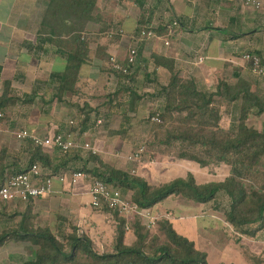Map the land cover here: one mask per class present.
Returning <instances> with one entry per match:
<instances>
[{
    "label": "crops",
    "instance_id": "0c3cea01",
    "mask_svg": "<svg viewBox=\"0 0 264 264\" xmlns=\"http://www.w3.org/2000/svg\"><path fill=\"white\" fill-rule=\"evenodd\" d=\"M51 1L0 0V97L6 87L16 97L31 96L33 101L43 103L46 95L58 89L67 57L73 51L74 45L73 35L70 33L64 32L63 37L57 40L42 32V22ZM174 21L178 25L171 32L169 27ZM150 28L154 30L155 36L140 38V31ZM81 35L90 39L89 59L80 69V85L94 81L95 84L92 85L99 87L104 78L103 73L110 65L109 58L115 56L125 61L129 50L137 47L139 62L136 70L149 64L145 71L146 78H153L156 74L166 77L169 70L164 63L168 61L180 72V76L195 78L200 88L209 90L219 80L232 75L248 77L251 68L249 62L243 58L244 53H256L264 62V0L259 8L249 4L247 0H98L94 20L87 22ZM255 85L253 81H249V91L254 94L258 89ZM84 91L90 94L88 89ZM147 91L154 94L151 95V101L157 99L159 91L154 86ZM162 95L165 99V95ZM63 99L70 100L71 97L65 96ZM237 103L239 108V102ZM51 104L49 114L39 111L35 116L33 112L28 125L23 129L39 136H53L67 131L69 120L75 118L78 121V127L75 128L78 130L77 140L81 147L68 154L55 148L41 147L42 153L50 160L46 167L56 172L75 168L98 172L101 167L94 164L90 155L86 154L88 152L82 148L84 142H89L90 136L88 132L82 133L79 128V120L84 119V115L80 113L74 117L68 110L57 114V100L54 99ZM129 115L135 116L130 112ZM3 132L0 133V149L8 157L1 162V166L11 165L16 170L14 173L25 171L30 166L33 155H29L30 161L26 163H14L11 155L17 153V158L23 159L26 152H29L26 141L19 140L21 143H15L11 132ZM91 140L97 149L98 141L96 138ZM98 151L101 152L100 149H97V153ZM104 154L106 152L102 151V156ZM118 163L119 161L115 163L114 168L126 171ZM225 167L227 170L223 180L197 182H223L230 174V167ZM173 168L175 169L162 170V179L167 177L170 170H173L172 173L182 171L181 168ZM194 176L196 180L199 177L196 174ZM184 177L186 176L182 173L173 179H161L154 184L159 186ZM123 194L131 197L125 192ZM210 203L202 205L174 196L158 203L152 208L153 212L161 216L156 235L160 237L163 221L168 220L178 234L193 241L209 257L206 243L212 244L211 237L217 234L218 227H223L224 222L228 223L225 216L223 219L219 217L216 206L206 207ZM29 204L35 207L28 210ZM88 207H91L88 183L80 182L74 187L69 183L55 182L53 192L47 196L30 199L29 202L11 201L0 205V239L18 229L27 219L28 223L53 221L57 225L58 218H66L91 239L99 254L103 253L100 249L104 239H110L112 251L108 253H112L116 242L115 213L94 208V212H90ZM199 216L203 221L195 222ZM201 229L203 234H200ZM161 238L165 240V237ZM202 238L205 245L199 243ZM135 242L136 235L131 226L125 235V244L133 245ZM213 245L222 248L223 253L228 249H236L233 247L236 245L235 241L228 235ZM37 251L38 247L31 241L5 240L0 244V264H33ZM222 262L234 264L220 260Z\"/></svg>",
    "mask_w": 264,
    "mask_h": 264
},
{
    "label": "trees",
    "instance_id": "16d2710c",
    "mask_svg": "<svg viewBox=\"0 0 264 264\" xmlns=\"http://www.w3.org/2000/svg\"><path fill=\"white\" fill-rule=\"evenodd\" d=\"M97 1L52 0L43 19L42 32L52 38L59 40L64 32L73 35L74 49L67 57L60 81L62 93L77 90L75 81L79 79L82 65L89 59L90 38L81 34L87 22L94 20ZM164 64L170 74L167 84L161 88L166 103L160 122L153 126L151 142L159 145L179 144L176 158L196 162L202 167L213 162L226 164L230 167L229 176L223 182L198 184L190 173L185 178L152 186L143 178L101 162L95 154L90 155L91 159L99 161V166L106 170L105 179L108 183L132 190V200L141 208L152 209L171 196L203 205L216 201L219 193L224 192L230 199V210L225 213L226 221L241 234L256 235L261 228L249 226L264 224V130L248 125L247 120L253 114L264 115V96L260 92L251 93L249 80L244 76H236L235 83L221 79L214 89L205 90L199 87L195 78H183L168 61ZM135 71L136 69L126 75L117 74L124 85H121L110 101L116 103L115 108L119 109L123 105L121 96L124 100L125 93L129 92L130 98L126 102L132 111L137 110L142 97L129 86L135 81ZM9 101L11 98L7 96L1 98L0 109ZM237 102L238 124L228 130L223 127L222 121L226 116L233 115ZM33 146L36 149L30 165L38 161L44 167L48 166L50 160L42 153L41 147ZM152 148L161 153L167 152L162 147ZM6 158L5 153L0 156V184L14 173H9L5 166H1ZM87 171L99 175L94 170ZM24 221L18 229L3 236L0 244L5 240L15 239L38 245L33 264H209L207 253L198 249L193 241L178 234L168 220L162 224L164 242L152 247V251L148 253L147 228L142 224L141 218L136 217L131 225L136 242L126 245L125 219L115 213L116 242L113 252L102 254L96 252L91 239L77 226H72L71 232L64 236V244L49 228L34 229L29 225L28 219Z\"/></svg>",
    "mask_w": 264,
    "mask_h": 264
},
{
    "label": "rangeland",
    "instance_id": "374dc122",
    "mask_svg": "<svg viewBox=\"0 0 264 264\" xmlns=\"http://www.w3.org/2000/svg\"><path fill=\"white\" fill-rule=\"evenodd\" d=\"M148 65L149 64H147V67L145 65L144 67L139 68L141 70L138 69L139 71L136 70L134 72V75L136 74L135 81L131 85H129L132 90H136L142 97V99L138 102V108L136 111H132L130 109V105H128L126 102V100L130 98L129 92L125 93L123 97L124 100L121 96L123 105L119 109L114 107L116 103L110 102L111 100H113L116 91L121 87V85H124V83L119 80L118 75L111 70V68L109 67L110 65L108 66V69H106V71L103 73L104 78L103 81L100 82L99 87H96V85H92L95 84L94 81L87 83L84 82L82 84L85 85H80L82 79H77L74 84V86H76L77 88L76 91L69 92L70 94H68V92L62 93L61 87L59 85L58 89H54V92L51 91V93L49 94L50 96H45L46 98H44L43 103L42 101H40V103L33 101L31 96H27L25 98L16 97L11 94V91L8 88L5 87L2 90L3 94L0 98L7 96L8 98H11V101H9L8 104L3 107V109H0V111L4 113V117L0 118V133H4L3 131H8L10 134L11 132V135H13L12 138L15 140V143L26 141V146L29 148V152H26L23 159L17 158V153L12 154L11 156L12 160H14V163L18 161L21 163L29 162V155H33L36 149L33 146V143L27 139L19 141L15 133L19 130H22L23 128H26L29 123L30 117L33 115V112L35 113V116L39 114V111L41 113L49 114L50 108L52 107L51 102L56 99L58 105L57 114L68 110L70 112V115L74 117L79 115L80 113L84 115V119L79 120V128L82 133H89L91 137L89 136L88 141L92 143L90 144L94 149L95 147L93 146V140H91V138H96V140L98 141L96 148L100 149L101 152L98 151V153L95 155L99 156L101 162L106 161L109 166L115 167V163L119 161L118 165L124 166L125 170L128 171L129 174L145 179L152 186H157L154 183L159 182L162 179V177L160 176L162 170H164L165 168L175 169L173 167H177L179 169L181 168V173H172L173 170H170V173H168L167 177H163L162 180L173 179L175 178V176L182 173L186 177L190 173L193 175L196 174V176H199L196 180L198 182H201L202 180L210 181L212 179L223 180L227 170L225 167L226 164H217V162H213L207 167H202L198 163L190 160L177 159L176 156L179 151V144L171 143L169 145H159L158 143L151 142V133L152 130L154 131L153 126L158 123L152 121V118L158 115L160 118V115L164 112L166 98L164 99L161 88L162 86H164V83L165 85L167 84L170 74L166 73V77L160 75L158 76L156 74L153 78L148 79L145 76V71H147V69L149 68ZM246 78L256 84L255 86L258 89L255 94L260 92L259 94L264 96V78L260 79V76L255 75L251 70L248 77ZM225 79L230 80V82L232 83H235L237 80V78L233 75ZM216 85L217 83L212 85L209 90L214 89ZM153 86L157 89V91H159V95L157 99L151 101V95L153 94V92L147 90L148 88H152ZM87 89L90 91V94L92 92L94 94L90 95L89 93L84 91ZM65 96L71 97V99H63ZM75 99L77 100V102L74 101ZM81 99H83L82 102H78V100L80 101ZM235 106L237 109L235 110L234 108L233 115L226 116L222 121L223 127L228 130L233 129L238 124V103H236ZM129 112L135 114V116L129 115ZM22 119L24 121H22ZM98 119H102V123L100 125H97ZM247 124L258 128L259 130H264V115H250L247 120ZM75 131L78 130L75 129ZM81 131H79V133H81ZM77 136L78 133L76 137ZM27 142L29 144H27ZM152 147H162L167 152L161 153L159 150L154 151ZM97 149L95 150L97 151ZM141 149L144 150H142L141 152ZM102 151L106 152V154H104L103 156ZM136 152H139L140 154L139 159H130V156L135 155ZM89 153L90 152L86 154L89 155ZM57 154L58 156H60V153ZM1 155H3V153L0 149V156ZM6 155L8 157V154ZM84 158H86V156ZM92 161L96 165L99 164V161ZM5 168H8L9 173H12V171H16L12 169L11 165H7ZM100 172L105 173L106 170H101ZM202 173H204V175ZM120 190H122L123 193L125 192L127 195L130 194L131 198L133 197L132 190H128L125 188H120ZM218 198L219 199H217L216 201H212L206 207L213 208L214 206H216L215 209H217V212L220 213L219 217L223 219L225 213L230 210V199L224 192H221ZM33 207L35 206L29 204L28 210H31ZM88 211H93L92 206L88 207ZM57 221V225L53 224V221L49 223L39 222L38 224H36L37 222H35L29 223V225L31 226V228L38 230L49 228L60 242L66 244L64 236L71 232V228L74 225L72 221L66 218H58ZM201 221H203V219H201L200 216L195 219V222ZM157 225L159 224L157 223ZM157 225L153 229H147L146 250L148 253L152 251L151 249L164 241V238H161L164 237L163 231L161 229V233H159L160 237L157 236L158 234L156 235V232H158L156 230H159V228H157ZM222 225L223 227L221 225L218 227L219 230L217 231V234L211 237L212 244H209L207 242L208 244L206 243L205 245L203 243V238L199 239L200 245H205L207 247L206 249L209 253L208 260L210 264H220V260L234 264H264V224L258 223L249 226L250 228H261V231H259L256 236H249L247 234H244L243 236L241 235V233H238L229 223L224 222ZM222 231H224V234H222ZM203 233V229H201L200 234ZM225 234L235 241L236 245H234L233 247H236V249H228L225 253H223L222 248L214 246L213 244H215L219 240L222 241L224 239V236H226ZM109 240L105 238L104 244L101 241L103 247H101L100 250L103 251V253L112 251V245L109 244ZM36 246L39 249V246ZM237 246L241 248L244 247V249H239ZM68 250L69 249L67 246V251ZM202 251L204 250L202 249Z\"/></svg>",
    "mask_w": 264,
    "mask_h": 264
},
{
    "label": "built area",
    "instance_id": "2783aa9c",
    "mask_svg": "<svg viewBox=\"0 0 264 264\" xmlns=\"http://www.w3.org/2000/svg\"><path fill=\"white\" fill-rule=\"evenodd\" d=\"M249 4L259 8L262 0H247ZM178 25L174 21L169 30ZM155 36L154 30L142 29L140 38H152ZM243 58L249 62L251 71L260 77H264V63L262 58L253 52L244 53ZM139 62V52L137 47H132L129 50L125 61L119 60L115 56L109 58L111 70L115 74L122 73L124 75L131 74ZM4 117V113L0 111V118ZM154 122H160L159 115L152 118ZM102 123V119L97 120V125ZM68 130L57 133L53 136L35 135L27 129L19 130L15 133L19 140H30L33 145L38 147H51L58 149L60 152L68 154L78 151L81 147L77 140L78 127L77 119L73 118L68 122ZM85 151L91 154H97V151L89 142H85L82 146ZM141 149L140 151L142 152ZM140 154L130 156V159H139ZM100 167V166H99ZM99 168V175H94L84 168H75L70 171H53L44 167L38 161L32 163L25 171L17 172L8 176L3 184H0V205L11 201L29 202L30 199H36L51 194L54 190L55 182L61 184L69 183L71 186H77L80 182L89 184V192L91 195V206L95 210L109 211L117 213L121 218L125 219L126 229L131 228L132 222L136 217H140L142 224L147 229L154 228L159 219L160 214H156L150 208H141L131 197L125 196L120 188L114 187L105 179L106 172Z\"/></svg>",
    "mask_w": 264,
    "mask_h": 264
}]
</instances>
